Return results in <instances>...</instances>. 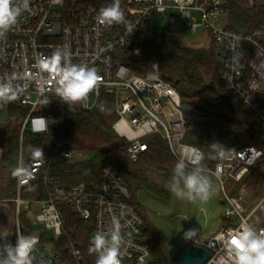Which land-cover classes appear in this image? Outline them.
Listing matches in <instances>:
<instances>
[{
	"label": "built area",
	"instance_id": "built-area-1",
	"mask_svg": "<svg viewBox=\"0 0 264 264\" xmlns=\"http://www.w3.org/2000/svg\"><path fill=\"white\" fill-rule=\"evenodd\" d=\"M65 1L28 0V7L21 11L17 23L0 36V82L10 80L16 91L14 100L0 103L6 104V110L13 103L25 110L20 119L16 168L24 165L30 171V175L16 174V193L11 199L15 211V239L10 243L15 245L17 235L22 234L19 215L26 212L33 225L29 235L38 241L31 253L33 264H95L73 241L57 239L62 231V215L57 204H63L81 218L92 220V238L100 231H107L111 220L118 218L124 253L121 264H149V244L142 240L144 223L129 202V189L117 168L109 163L102 165L94 186L77 181L65 188L56 177L49 176L48 168L55 157L67 161L77 154L76 150L66 147L68 140L54 139L52 157L24 158L22 137L26 132L47 134L54 113L89 110L100 95L111 94L117 114L112 127L126 143L125 154L130 161H136L146 150V138L157 134L166 141L177 161L183 159L189 167L200 164V150L182 141L191 129V119L174 86L160 77L156 62L147 63L137 73L129 68L123 57L136 52V39L155 14H163V25L175 27L172 10H176L185 20L186 33L201 34L203 40L196 46L216 44L223 85L231 94L239 96L264 127V103L258 100L264 93V49L255 38L264 34V26L248 34L228 28L226 21L231 0H121L124 22L110 27L98 24L99 11L93 6H88L77 21L64 19ZM236 1L264 17V0ZM65 48L70 51L72 63L86 64L100 77L98 87L82 102L69 104L61 100L55 93V81L38 66L40 59L50 58L55 51ZM219 152H216L213 167H206V170L220 186L224 221L208 237L190 239V244L209 251L204 264H231L228 242L242 224L252 226L257 232L264 230L262 225L254 226L252 212L244 213L241 195L232 194L228 185L229 181L242 179L261 157V149L247 145L223 151L222 155ZM36 179H42L46 186V197L21 198V188ZM239 189L242 191V186ZM42 231L47 239H42ZM93 259H96L95 254Z\"/></svg>",
	"mask_w": 264,
	"mask_h": 264
},
{
	"label": "trees",
	"instance_id": "trees-1",
	"mask_svg": "<svg viewBox=\"0 0 264 264\" xmlns=\"http://www.w3.org/2000/svg\"><path fill=\"white\" fill-rule=\"evenodd\" d=\"M111 3L106 0H66L63 18L77 21L88 6L100 11ZM226 24L235 32L248 34L264 26V17L245 9L241 2L231 0ZM185 33L181 28H166L163 33L156 34L147 24L136 39V52L131 56H124L123 61L137 73L149 62L158 64L160 77L174 86L180 101L191 110V129L186 132L182 141L200 150L201 163L205 167H213L216 152L220 150L213 145L219 144L224 151L247 145L260 148L262 155L251 167L264 168V127L241 102L239 96L231 94L223 85L219 75L221 63L216 44L210 42L208 47L185 45ZM255 38L264 49V34L256 35ZM258 100L264 103V93L259 95ZM24 113L22 106L15 103L9 105L8 123L0 129V168L8 172L6 195L9 196L14 194V170L20 144L19 126ZM53 116L54 120L47 134L24 133L21 142L22 156H54L53 141L56 138L68 140L66 147L77 153H91V156L81 160L72 158L62 161L55 157L54 162L49 165V176L56 177L65 188L77 181L94 186L101 166L107 163L114 165L129 189L130 204L143 220L142 240L149 244V264H171L174 259L165 255L159 239L134 200L135 191L142 188L161 193L163 189L158 185L156 187L154 181L165 188L170 185L177 160L170 153L166 141L157 134L148 136L146 150L136 161H130L125 154L126 143L112 127L117 114L111 94L100 95L89 110H64ZM38 149L43 150L42 156L35 155ZM46 192L42 179H36L21 188L20 197L43 199ZM57 207L62 215V231L57 239L63 242L73 241L82 248L88 260L95 263L93 254L88 252L93 233L92 220L81 218L68 205L57 204ZM19 224L23 235L32 232L33 225L26 212L19 215ZM41 237L47 239V234L42 231ZM14 239L15 234L3 235L0 236V243L7 244Z\"/></svg>",
	"mask_w": 264,
	"mask_h": 264
},
{
	"label": "clouds",
	"instance_id": "clouds-1",
	"mask_svg": "<svg viewBox=\"0 0 264 264\" xmlns=\"http://www.w3.org/2000/svg\"><path fill=\"white\" fill-rule=\"evenodd\" d=\"M27 7L28 0H0V36L17 23L21 11ZM97 22L105 27L124 22L121 0H112L110 5L101 8ZM38 66L41 72L48 73L49 78L55 81V93L66 103L82 102L98 87L100 77L96 70L86 64L72 63L67 48L58 49L50 58L40 59ZM15 98L16 91L11 81L0 82V102L6 103ZM213 147L219 148V154H223L222 146L214 144ZM35 155L42 156L43 150H36ZM17 173L30 175L24 165L14 170V175ZM172 181L171 191L178 198L207 201L212 195L211 180L202 163L189 167L185 160L179 159L173 169ZM195 232V229H189L185 235ZM37 243L32 235H17L15 245H0V264H33L31 253ZM228 250L231 264H264V230L257 232L252 226L242 224L240 230L230 237ZM88 252L96 255L95 264H121L124 253L118 218L111 220L107 231H100L91 239Z\"/></svg>",
	"mask_w": 264,
	"mask_h": 264
},
{
	"label": "rangeland",
	"instance_id": "rangeland-1",
	"mask_svg": "<svg viewBox=\"0 0 264 264\" xmlns=\"http://www.w3.org/2000/svg\"><path fill=\"white\" fill-rule=\"evenodd\" d=\"M59 9L61 10V6ZM172 12L175 15V27L163 25V14H155L149 24L151 31L161 34L166 28L185 30V20L180 17L178 11L172 10ZM201 40L203 39H201L200 33H185L183 43L196 46ZM6 109V104L0 103V129L8 123ZM89 156H91L89 152L77 153L73 159L81 160ZM207 175L212 184V195L207 201L200 199L190 201L186 198H178L171 191L173 181L168 188L162 187L154 181L156 187L158 185L159 188L163 189L161 193L149 188H142L134 193L135 202L140 206L145 220L155 232L161 248L169 259H175L179 256L185 249L183 245L189 238L195 236L206 238L221 225L223 206L220 202V186L212 174L207 172ZM7 184L8 172L4 168H0V236L15 234V211L11 201L16 193L15 185L14 194L9 196L6 195ZM228 185L232 189V194L241 195L240 202L244 208V213L252 212L251 220L254 226H264V168L250 167L241 180L229 181ZM240 186H242V191L239 189ZM189 229H195L196 232L186 236L185 233ZM48 234L50 235V231ZM45 255H47V251H45Z\"/></svg>",
	"mask_w": 264,
	"mask_h": 264
},
{
	"label": "water",
	"instance_id": "water-1",
	"mask_svg": "<svg viewBox=\"0 0 264 264\" xmlns=\"http://www.w3.org/2000/svg\"><path fill=\"white\" fill-rule=\"evenodd\" d=\"M185 109L188 113L189 119H192L190 108L185 105ZM209 255L210 253L206 248L195 244H188L171 264H204Z\"/></svg>",
	"mask_w": 264,
	"mask_h": 264
},
{
	"label": "crops",
	"instance_id": "crops-1",
	"mask_svg": "<svg viewBox=\"0 0 264 264\" xmlns=\"http://www.w3.org/2000/svg\"><path fill=\"white\" fill-rule=\"evenodd\" d=\"M5 208H6V207H5ZM6 210L8 211L7 208H6ZM11 212H12V211H11ZM221 219H222V220H221V223H222V222L224 221V219H223V217H221ZM210 234H211V233H210ZM191 238H192V237H191ZM191 238H189L188 241L183 245V248L186 247V246L189 244Z\"/></svg>",
	"mask_w": 264,
	"mask_h": 264
}]
</instances>
